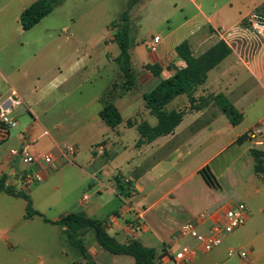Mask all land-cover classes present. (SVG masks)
Wrapping results in <instances>:
<instances>
[{
    "label": "crops",
    "instance_id": "crops-1",
    "mask_svg": "<svg viewBox=\"0 0 264 264\" xmlns=\"http://www.w3.org/2000/svg\"><path fill=\"white\" fill-rule=\"evenodd\" d=\"M127 8L128 2L124 11ZM254 10L264 11V0H138L132 5L128 10L131 23L135 18L140 24L154 18L168 26L156 34L161 42L155 52L136 40L131 45L137 85L113 98L122 115V122L116 127L107 125L100 116L110 89L102 96L74 99L68 106H60L65 98L55 93L67 79L60 68L50 88L28 96L25 92L32 85L31 76L41 70L38 55L21 54L16 72L0 64V106L10 105L7 99L14 91L25 102L15 110L18 125L0 133V179L4 178L6 186L15 191H26L33 208L43 214L25 218L27 200L0 191V264H86L87 259L79 253L75 260L65 259L73 248L65 236V227L44 219L56 220L70 211L101 219L120 242L138 239L155 248L159 264H175L173 254L184 243L197 250L189 264H264V179H260L255 168L256 181L253 180L245 202L249 217L243 226L210 251H204L195 239L179 235V228L186 221H195L206 230L224 208L234 203L227 201L217 206L218 200L212 198L210 202L204 200L208 203L199 208L201 197L196 188H212L200 169L208 164L214 173L212 163L233 147L243 148L236 156L241 157L254 143L237 139L264 122V39L246 20ZM221 39L232 47V52L209 71L204 83L195 87V100L191 102L184 93L165 106L167 111H184L181 123L172 133L138 145L139 124L158 123L157 116L145 105L144 93L186 65L177 55L176 46L188 40L193 54L198 56ZM112 41L118 50L108 55V60L116 62L120 47ZM149 64L160 65V74L148 68ZM118 68L119 65L117 74ZM219 93L242 112L240 123L233 125L216 104L214 97ZM67 117L71 122L65 120ZM44 118H49L50 123ZM129 132H134L131 140L126 138ZM39 143L48 144L50 150L42 153ZM67 144L75 149L68 155ZM80 145L90 152L88 162L76 161L81 155ZM129 150L132 153L123 163L115 165L117 157ZM200 153L206 156L197 163L194 159ZM27 154L35 160L25 162ZM44 154H51L52 161L46 162ZM27 171L42 179L23 186L22 177ZM193 179L196 182L187 185ZM119 181L129 182L135 194H121ZM202 212L213 215L201 219ZM139 214L143 216L142 230L134 236L131 223ZM85 244L97 264H136L134 256L113 253L96 240ZM230 247L245 250L247 255H230Z\"/></svg>",
    "mask_w": 264,
    "mask_h": 264
},
{
    "label": "rangeland",
    "instance_id": "rangeland-1",
    "mask_svg": "<svg viewBox=\"0 0 264 264\" xmlns=\"http://www.w3.org/2000/svg\"><path fill=\"white\" fill-rule=\"evenodd\" d=\"M33 1L0 0V64L16 72L19 56L23 53H36L41 61V70L31 76L32 85L25 94L30 96L36 91L43 92L50 88L60 70L67 74L66 82L55 93L65 98L60 106H68L74 99L84 101L102 96L111 88L113 81L122 82L123 72L119 67L117 74L118 64L109 61L108 55L118 50L117 44L112 41L118 25L115 19L120 17L129 0H61L55 4L52 12L31 29L24 30L19 20L20 13ZM167 26L166 22L159 19L155 21L154 18H148L140 24L135 18L131 23L132 46L136 40L145 47L143 43L146 39ZM0 81L3 83L1 77ZM44 120L50 123L49 118ZM65 120L71 122L69 117ZM133 134L129 132L126 138L131 140ZM38 147L42 153L50 150L46 143H39ZM80 148L81 155L76 161L88 162L91 158L88 148L83 145ZM253 149H256L254 145L250 152L236 158L243 148L233 147L212 163L220 188H196V194L201 197L199 208L212 198L218 200L217 206L227 201L246 202L248 193L252 191L253 180L256 181L253 178ZM131 153L129 150L117 157L114 164L119 166ZM205 156V153H200L194 161L201 162ZM259 175L263 179V172ZM195 182L193 179L187 185ZM204 200L208 202L204 203ZM252 200L255 201L254 196ZM84 239L87 244H91L95 240L93 231L85 230ZM78 253L73 247L72 253L65 259L75 260Z\"/></svg>",
    "mask_w": 264,
    "mask_h": 264
},
{
    "label": "trees",
    "instance_id": "trees-1",
    "mask_svg": "<svg viewBox=\"0 0 264 264\" xmlns=\"http://www.w3.org/2000/svg\"><path fill=\"white\" fill-rule=\"evenodd\" d=\"M61 0H35L27 6L20 14L19 20L24 30L31 29L43 17L53 11L55 4ZM138 0H129L128 8L120 15L117 28L114 32L113 40L120 47V54L114 58L118 63L122 74V82H114L106 96L104 97V106L100 111L101 118L110 127H116L122 122V115L117 106L113 102V98L117 94H123L137 85V78L132 68L130 48L133 43L131 36V19L129 16V8ZM175 51L182 58L186 65L177 69L173 75L161 80L156 87L144 93L145 105L158 118V123L151 126L147 122L139 124L141 138L137 144L151 142L156 138L172 133L181 123L184 117L182 110H165V106L180 94H188L191 102L195 99L192 97V91L198 85L204 83L207 79L209 71L218 63L225 59L231 52L232 47L221 39L202 54L196 56L193 54L188 40L180 42ZM156 75L161 72V66L158 64L147 65ZM216 104L228 116L233 125L240 123L243 114L235 105L223 94L219 93L215 97ZM131 125L132 121H128ZM248 139V134L241 135L237 141L243 142ZM255 159V171L261 174L264 171V150L253 149ZM200 173L206 182L212 187H219V181L215 174L211 171L207 164L200 169ZM264 179V177H263ZM129 182L122 183L119 181V192L126 197L135 194L136 190L129 187ZM0 191H6L11 194L22 196L27 200V210L25 218H29L35 214L43 215L41 212L33 208L30 195L23 190L15 191L11 186H6L4 178L0 179ZM48 222L60 224L65 227L64 233L69 243L79 252L81 256L87 259L86 264H97L91 257L85 244V230H92L95 240L98 244L113 253L129 254L135 257L136 264H159L157 250L153 247L145 246L138 239H131L128 242H120L111 235L101 219L87 216L81 212L70 211L61 215L56 220L44 217Z\"/></svg>",
    "mask_w": 264,
    "mask_h": 264
},
{
    "label": "built area",
    "instance_id": "built-area-1",
    "mask_svg": "<svg viewBox=\"0 0 264 264\" xmlns=\"http://www.w3.org/2000/svg\"><path fill=\"white\" fill-rule=\"evenodd\" d=\"M247 22L251 29L264 39V11L254 10L247 16ZM161 42L159 35H152L150 38L144 41V44L153 52L158 48ZM10 105L0 106V133L8 132L18 125V119L15 115V110L20 105L24 104V100L15 91L8 96ZM248 139L254 143L257 149L264 150V122H260L252 127L248 132ZM66 153H73V145H65ZM43 158L46 162L52 161L51 154H44ZM23 160L27 163H31L35 160L32 155H25ZM42 176L32 171H27L23 174L22 184L27 187L32 185L38 180H41ZM212 213L202 212L199 214L201 219H207L212 217ZM249 217V207L244 201L234 202L224 208L221 213L213 220L212 224L208 226L206 230L199 228V225L195 221H186L181 224L179 228V235L181 237H190L197 241L200 247L204 251H210L219 246L226 235L233 233L236 229L243 226ZM142 214H139L137 219L131 223V232L134 236L138 235L142 230ZM229 254H239L242 257L247 255L245 250H241L237 247H230ZM197 250L192 245L184 243L173 254V262L175 264H189L196 256Z\"/></svg>",
    "mask_w": 264,
    "mask_h": 264
},
{
    "label": "water",
    "instance_id": "water-1",
    "mask_svg": "<svg viewBox=\"0 0 264 264\" xmlns=\"http://www.w3.org/2000/svg\"><path fill=\"white\" fill-rule=\"evenodd\" d=\"M263 175H264V171H263Z\"/></svg>",
    "mask_w": 264,
    "mask_h": 264
}]
</instances>
